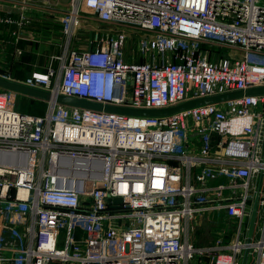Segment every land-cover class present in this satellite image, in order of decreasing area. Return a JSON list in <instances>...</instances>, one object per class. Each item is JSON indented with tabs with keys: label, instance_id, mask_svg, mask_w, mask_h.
I'll list each match as a JSON object with an SVG mask.
<instances>
[{
	"label": "built area",
	"instance_id": "2783aa9c",
	"mask_svg": "<svg viewBox=\"0 0 264 264\" xmlns=\"http://www.w3.org/2000/svg\"><path fill=\"white\" fill-rule=\"evenodd\" d=\"M82 18L102 26L89 43L21 83L155 110L264 86V0H69L66 37ZM17 95L0 88V264H241L245 249L246 264H264V95L168 116L53 97L30 113ZM205 212L235 221L227 243L190 241Z\"/></svg>",
	"mask_w": 264,
	"mask_h": 264
},
{
	"label": "crops",
	"instance_id": "0c3cea01",
	"mask_svg": "<svg viewBox=\"0 0 264 264\" xmlns=\"http://www.w3.org/2000/svg\"><path fill=\"white\" fill-rule=\"evenodd\" d=\"M68 3L69 0H13L11 4H0V17L5 15L7 10L15 20L19 19L21 11L26 15L22 27L0 23L1 76L23 82L32 71H44L49 64L56 68L58 64L52 56L64 55L71 49L84 47L89 43L93 30L102 26L92 18H82V24L74 35L66 37L62 16L68 8ZM54 11H57L58 15L54 16ZM18 95L16 106L20 110L17 99L23 101L26 104L24 107L27 108L24 112L32 113L30 110L35 107L32 106L33 102H44L22 93Z\"/></svg>",
	"mask_w": 264,
	"mask_h": 264
},
{
	"label": "water",
	"instance_id": "95a60500",
	"mask_svg": "<svg viewBox=\"0 0 264 264\" xmlns=\"http://www.w3.org/2000/svg\"><path fill=\"white\" fill-rule=\"evenodd\" d=\"M0 88L10 90L13 92H16L18 94H23L29 97L39 98L42 100H49L50 98H54V100L58 103L70 105V106H76V107H82V108H88L93 110H99L104 112H112V113H118L128 116H168L173 113H176L181 110H185L188 108H192L198 105L202 104H209V103H216V102H222L234 98H239L243 95H264V86H256L252 88H248L245 90H237L232 92H227L219 95H213L208 97H202L198 99H192L189 101H185L183 103L167 107V108H159V109H141V108H133V107H122V106H113V105H104L97 102L82 100L78 98L68 97L60 94H55L54 96L51 95L50 92L34 87H30L27 85H24L21 82L14 81L11 79H8L6 77H3L0 75ZM113 201H120L119 198L113 199ZM256 210H257V201L254 200L252 204L251 213L248 220V226H247V237L246 240L249 242L251 240L253 231H254V224L256 219ZM248 256V250L245 249L242 254L241 258V264H246Z\"/></svg>",
	"mask_w": 264,
	"mask_h": 264
},
{
	"label": "rangeland",
	"instance_id": "374dc122",
	"mask_svg": "<svg viewBox=\"0 0 264 264\" xmlns=\"http://www.w3.org/2000/svg\"><path fill=\"white\" fill-rule=\"evenodd\" d=\"M50 7V6H49ZM19 96V95H18ZM17 103L21 107L20 110L26 111L24 107L26 104L17 99ZM196 224L193 233L191 232L190 241L197 247H208L212 245H219L227 243L234 234L236 223L233 219L225 217L222 213L205 212L202 215L197 216ZM259 215H256L255 227L253 233L257 229V222ZM247 223L244 221L242 226V232L240 238L243 240L244 235L247 234Z\"/></svg>",
	"mask_w": 264,
	"mask_h": 264
},
{
	"label": "trees",
	"instance_id": "16d2710c",
	"mask_svg": "<svg viewBox=\"0 0 264 264\" xmlns=\"http://www.w3.org/2000/svg\"><path fill=\"white\" fill-rule=\"evenodd\" d=\"M36 101V100H35ZM32 109L30 110L32 113H40L42 114L45 111V107H46V103L42 102V101H36L32 103Z\"/></svg>",
	"mask_w": 264,
	"mask_h": 264
}]
</instances>
